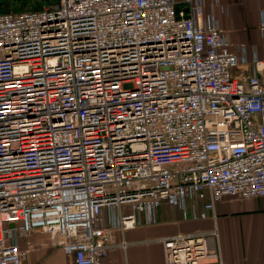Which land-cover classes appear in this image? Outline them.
<instances>
[{
	"label": "built area",
	"instance_id": "obj_1",
	"mask_svg": "<svg viewBox=\"0 0 264 264\" xmlns=\"http://www.w3.org/2000/svg\"><path fill=\"white\" fill-rule=\"evenodd\" d=\"M208 1L0 12V264L39 230L102 264L164 206L205 221L264 197V57L231 52ZM160 242L165 264H222L217 228Z\"/></svg>",
	"mask_w": 264,
	"mask_h": 264
},
{
	"label": "crops",
	"instance_id": "obj_2",
	"mask_svg": "<svg viewBox=\"0 0 264 264\" xmlns=\"http://www.w3.org/2000/svg\"><path fill=\"white\" fill-rule=\"evenodd\" d=\"M182 4L183 0H176ZM213 0L205 14L214 13L231 43L230 51L246 45L248 57H264V32L261 30L264 0ZM217 228L222 264H264V197L225 198L217 205L216 217L205 221L184 220L179 210L164 206L158 223L141 225L128 232L117 231L114 244L102 264H165L161 239L178 235L211 232ZM21 250L28 251L25 264H74L44 231L19 238Z\"/></svg>",
	"mask_w": 264,
	"mask_h": 264
},
{
	"label": "rangeland",
	"instance_id": "obj_3",
	"mask_svg": "<svg viewBox=\"0 0 264 264\" xmlns=\"http://www.w3.org/2000/svg\"><path fill=\"white\" fill-rule=\"evenodd\" d=\"M0 2H8L10 10L17 13L33 11L41 2L46 4L45 0H0Z\"/></svg>",
	"mask_w": 264,
	"mask_h": 264
},
{
	"label": "trees",
	"instance_id": "obj_4",
	"mask_svg": "<svg viewBox=\"0 0 264 264\" xmlns=\"http://www.w3.org/2000/svg\"><path fill=\"white\" fill-rule=\"evenodd\" d=\"M46 4H43L42 2L39 4L37 8H35L33 11H40L42 10L46 5H58L60 0H45ZM0 12L1 13H8L13 12L10 10V5L8 2H0ZM20 13V12H18Z\"/></svg>",
	"mask_w": 264,
	"mask_h": 264
}]
</instances>
